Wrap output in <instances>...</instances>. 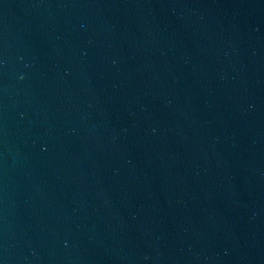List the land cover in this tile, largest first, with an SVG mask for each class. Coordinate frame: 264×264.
<instances>
[{
  "label": "water",
  "instance_id": "obj_1",
  "mask_svg": "<svg viewBox=\"0 0 264 264\" xmlns=\"http://www.w3.org/2000/svg\"><path fill=\"white\" fill-rule=\"evenodd\" d=\"M0 264H264V0H0Z\"/></svg>",
  "mask_w": 264,
  "mask_h": 264
}]
</instances>
